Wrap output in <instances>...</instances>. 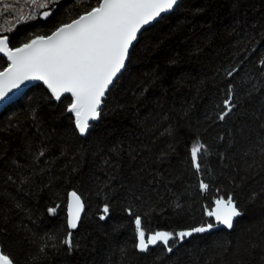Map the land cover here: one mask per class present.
I'll use <instances>...</instances> for the list:
<instances>
[{
  "label": "trees",
  "instance_id": "16d2710c",
  "mask_svg": "<svg viewBox=\"0 0 264 264\" xmlns=\"http://www.w3.org/2000/svg\"><path fill=\"white\" fill-rule=\"evenodd\" d=\"M95 3L59 0L41 21L49 9L0 0V36L19 47ZM262 59L264 0H184L139 35L86 137L66 114L69 97L56 104L42 85L28 89L0 113V247L17 264H264ZM229 85L236 106L221 121ZM197 139L207 146L200 174ZM70 191L84 203L71 250L60 243ZM229 195L242 212L231 232L174 237L170 253L135 247L136 216L146 234L188 231L212 223L206 209Z\"/></svg>",
  "mask_w": 264,
  "mask_h": 264
},
{
  "label": "snow or ice",
  "instance_id": "6c2138e0",
  "mask_svg": "<svg viewBox=\"0 0 264 264\" xmlns=\"http://www.w3.org/2000/svg\"><path fill=\"white\" fill-rule=\"evenodd\" d=\"M32 5L45 10L41 19L48 20L54 15L50 4H57L59 0H30ZM179 0H96L95 6L82 11L70 22L59 23L50 35H36L19 47H11L9 35L0 36V54L9 62L7 67L0 71V102L14 94V89H20L26 82L39 81L51 93V98L61 101L64 94L71 95V103L67 111L74 114L75 127L81 136L90 129V121H96L103 112L102 105L106 95L111 91L118 79V74L126 67V60L130 50L134 48L139 35L147 26L161 18L163 14L174 11ZM30 20L37 19L30 16ZM264 68V59L260 61ZM239 67L225 70L228 78H233ZM264 74V72H262ZM234 90L229 85L226 98L223 101V110L218 119L224 121L235 108ZM207 146L198 139L190 148L192 166L197 174L201 173L202 159L206 154ZM43 155V153H41ZM11 179V177H9ZM210 185L200 182L201 191L208 190ZM68 227L75 229L83 210L80 196L76 192L70 193ZM54 212V209H49ZM110 207L105 204L102 208L101 220L109 214ZM131 215V209H128ZM206 214L213 217L216 224L195 227L188 231L171 233L156 231L146 234L142 217L134 219L137 243L135 247L140 252H146L150 246L162 245L164 250L172 252L170 241L174 237L183 240L193 233H203L222 225L231 230L235 218L242 212L233 197L217 198L215 207L206 209ZM72 233L60 241L67 245L69 250L74 247ZM54 241V237L49 236ZM55 247V243L52 245ZM48 247L41 248L43 252ZM0 264H17L15 258L0 247Z\"/></svg>",
  "mask_w": 264,
  "mask_h": 264
},
{
  "label": "water",
  "instance_id": "95a60500",
  "mask_svg": "<svg viewBox=\"0 0 264 264\" xmlns=\"http://www.w3.org/2000/svg\"><path fill=\"white\" fill-rule=\"evenodd\" d=\"M181 1H184V0H179V3L181 2ZM173 11H171V12H169V13H167V14H163L162 15V17H165V16H167V15H169V14H171ZM42 16V14L40 15V17ZM39 17V19L41 20V21H46V20H44V19H41ZM161 17V18H162ZM161 18H158V20L157 21H155V22H153L150 26H152L153 24H155L156 22H158ZM150 26H147L146 28H148V27H150ZM137 42H135V44H136ZM130 52H131V50H130ZM0 57H2V58H4L5 60H6V62H7V65H8V61H7V59H6V57H3V54H0ZM127 62H128V59L126 60V64H127ZM124 70H125V68L124 69H122V72L120 73V74H118V78L122 75V73L124 72ZM118 80V79H117ZM116 80V81H117ZM36 85H42L46 90H47V92L50 94V96H51V93L49 92V90L46 88V86L45 85H43V83L42 82H39V81H32V82H26V84L25 85H22L21 86V88L20 89H14L13 90V93L14 94H9V97L8 98H6L3 102H0V113L5 109V108H7L8 106H10V105H12V104H14L28 89H30L31 87H33V86H36ZM112 87V86H111ZM108 95V94H107ZM106 95V96H107ZM65 97H69L70 99H71V95L70 94H64V97H62V99L63 98H65ZM105 99H106V97H105ZM52 101L54 102V103H56V104H59L60 103V101H56L54 98H52ZM66 114L67 115H71L72 116V118H73V123H74V114H72V113H69L68 111H66ZM99 120H100V117L96 120V121H90L89 123H90V125L92 126V125H94V124H97V123H99ZM74 126H75V123H74ZM91 128V127H90ZM75 129H76V127H75ZM90 130V129H89ZM88 130V131H89ZM76 132L78 133V135L80 136V137H82V138H84V137H86V135H84V136H81L80 134H79V132H78V130L76 129ZM88 133V132H87ZM73 191H70L69 193H68V195H67V202H66V209H65V214H66V223H67V227H68V219H69V211H70V209H69V204H70V200H71V197H70V193H72ZM78 195V194H77ZM79 196V195H78ZM81 203L83 204V210L80 212V220L79 221H77V227L75 228V229H70L69 227H68V229H69V231L72 233V232H74V231H76L77 229H78V227H79V224H80V222H81V220H82V217H83V215H84V203H83V201H82V199H81ZM215 207V203L213 204V207L212 208H214ZM238 218V217H237ZM237 218H235V220L237 219ZM210 219H211V221H212V223L213 224H216V222H215V220H214V218L213 217H210ZM235 222V221H234ZM207 226V225H206ZM219 230H225V231H227V232H231L232 231V229L231 230H229V229H227V228H225L224 226H222V225H216V227H214V228H212V229H210L209 231H206V232H203V233H193L190 237H185L183 240H180L179 239V244H182L184 241H187V240H189L190 238H192V237H194V236H203V235H207V234H210V233H212V232H216V231H219Z\"/></svg>",
  "mask_w": 264,
  "mask_h": 264
}]
</instances>
